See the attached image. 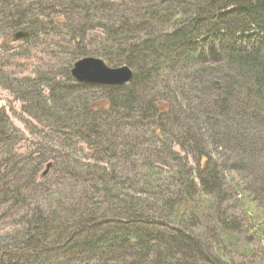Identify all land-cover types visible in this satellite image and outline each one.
<instances>
[{
    "label": "rangeland",
    "instance_id": "374dc122",
    "mask_svg": "<svg viewBox=\"0 0 264 264\" xmlns=\"http://www.w3.org/2000/svg\"><path fill=\"white\" fill-rule=\"evenodd\" d=\"M199 1L0 0V264H264L254 176L228 173L202 192L193 156L177 145V110L162 113L159 133L141 112L191 78L218 36L182 42L169 69L134 58L133 73L152 74L129 114L86 117L83 106L105 97L95 87L52 92L82 55L116 68L133 45L152 42L163 55L161 42ZM21 30L30 37L14 41Z\"/></svg>",
    "mask_w": 264,
    "mask_h": 264
},
{
    "label": "trees",
    "instance_id": "16d2710c",
    "mask_svg": "<svg viewBox=\"0 0 264 264\" xmlns=\"http://www.w3.org/2000/svg\"><path fill=\"white\" fill-rule=\"evenodd\" d=\"M17 14L20 16L14 15ZM189 17L184 30L163 39V55L157 53L152 42L143 43L133 45L130 55L122 61L131 68L136 67L134 58L145 65L151 58L152 65L160 61L164 69H169L176 65L168 63V54L178 51L182 42H197L206 35L220 39L197 53V64L191 62L194 67L188 82L173 86L171 91L166 86L162 98L153 97L142 104L144 121L155 125L159 133L165 124L162 113L165 111L169 117L174 107L177 111L173 122L181 133L177 145L186 159L193 156L192 172L198 177L201 191H218L222 177L228 173L240 176L250 172L254 178L249 177L247 190L264 213V0H200L190 9ZM227 37L231 42L225 45ZM80 38L77 34V44ZM184 54V61L189 63L193 55ZM207 62L211 63L206 65ZM151 74L149 69L133 73L130 88L95 87L105 97L83 106L86 117L108 112L111 107L119 113H131L139 104L133 99L134 92L144 88ZM71 79L61 88L57 83L52 85L57 99L74 88H91ZM80 128L81 132L86 129Z\"/></svg>",
    "mask_w": 264,
    "mask_h": 264
},
{
    "label": "water",
    "instance_id": "95a60500",
    "mask_svg": "<svg viewBox=\"0 0 264 264\" xmlns=\"http://www.w3.org/2000/svg\"><path fill=\"white\" fill-rule=\"evenodd\" d=\"M29 35L27 31H20L14 35V40L26 39ZM70 76L78 84L90 87L113 88L129 84L133 78V71L126 65L111 68L102 59L87 57L76 61L72 65ZM51 167L52 162H48L40 177L44 178Z\"/></svg>",
    "mask_w": 264,
    "mask_h": 264
},
{
    "label": "bare ground",
    "instance_id": "6f19581e",
    "mask_svg": "<svg viewBox=\"0 0 264 264\" xmlns=\"http://www.w3.org/2000/svg\"><path fill=\"white\" fill-rule=\"evenodd\" d=\"M28 32V31H27ZM30 34V33H29ZM87 58V57H86ZM112 68V67H111ZM133 79V78H132ZM114 88V87H113Z\"/></svg>",
    "mask_w": 264,
    "mask_h": 264
}]
</instances>
